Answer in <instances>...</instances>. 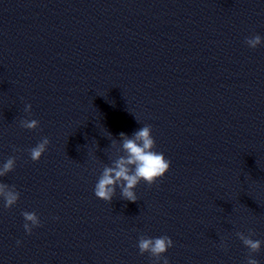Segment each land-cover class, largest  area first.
I'll use <instances>...</instances> for the list:
<instances>
[{"label":"clouds","instance_id":"clouds-1","mask_svg":"<svg viewBox=\"0 0 264 264\" xmlns=\"http://www.w3.org/2000/svg\"><path fill=\"white\" fill-rule=\"evenodd\" d=\"M245 44L251 48L264 44V37L255 34L245 38ZM31 105L26 104L24 111L31 113ZM21 127L28 130H35L39 127L36 119H22ZM119 142L112 140V147L117 148L122 155H116L110 165H104L101 174L94 186V195L105 201L111 202L116 195L117 188L120 189L122 199L135 203L138 200L135 189L143 181L148 186H152L162 179L169 171L171 161L162 152L155 150L156 141L152 135V126L145 124L136 130L131 136L121 132ZM50 140L43 137L36 146L30 148L29 157L31 161L38 162L42 155L47 151ZM16 167V157H9L6 162L0 164V178L7 176ZM20 199V192L15 185L0 182V200L3 207L11 209ZM23 229L26 234L31 235L33 229L41 225L37 213L24 211ZM254 232H237L236 236L242 241L243 245L249 250L246 264H259L253 254L258 253L264 241L253 239ZM21 241H17L19 245ZM174 246L173 240L167 236L148 237L141 235L137 242V247L141 255L147 253L153 258V264H170L165 255L168 249Z\"/></svg>","mask_w":264,"mask_h":264}]
</instances>
